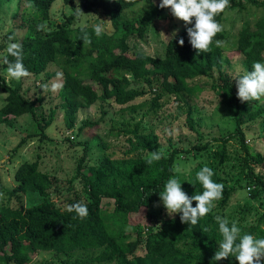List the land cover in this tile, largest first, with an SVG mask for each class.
<instances>
[{
  "label": "trees",
  "instance_id": "trees-1",
  "mask_svg": "<svg viewBox=\"0 0 264 264\" xmlns=\"http://www.w3.org/2000/svg\"><path fill=\"white\" fill-rule=\"evenodd\" d=\"M26 1L36 8L37 14L34 13L31 18L29 34L21 42L23 63L30 75L44 73L50 64L61 70L64 76L62 90L66 92L61 106L68 128L74 127L76 113L80 109L91 108L99 100L112 99L117 105L124 106L123 109L135 112L138 107L130 103L144 96L146 91L132 87L133 81L146 83L150 91L155 85L158 87L160 92L154 93L151 102V112L156 113L162 107V98L171 95L179 99L196 96L203 90L199 82L208 80L210 89L219 94L221 103L233 109L234 118V131L217 140V150L210 155L208 167L214 171L212 179L219 183L214 165L225 161L227 145L231 140L238 139L241 148L249 153L243 125L246 121L256 122L264 116V103L256 108L253 105L258 101L242 103L238 99L233 83L223 72L225 58L222 45L218 47L215 43L224 40L223 30L213 38L209 52L198 54L187 34V28L195 23L193 18V25H185L175 37L170 38L164 55L155 57L143 52L130 53L129 46L131 37L143 39L149 27L162 18L166 8L161 9L153 0H90L87 8L102 10L110 18L114 29V33L104 31L100 36L95 35L93 25L74 27L77 13L70 15L64 26L49 31H45L44 27L38 30V25H44L50 19V9L56 0ZM249 7H255L254 13H259V17L253 24L249 18L245 19L238 34L237 51L245 57L246 71L252 70L254 61L264 62V0H230L225 11L215 17L222 25L226 11L250 12ZM85 33L89 39L86 44L82 39ZM181 38L185 41L183 46L179 44ZM1 50L4 48L0 47ZM8 59L14 58L8 56ZM3 67L6 69L7 65L3 64ZM94 85L100 86L101 94ZM0 88L6 93L0 120L9 123L10 116L30 114L41 135L46 137L44 131L54 114L51 112L44 125L37 121L36 112L42 100L26 98L20 86L7 84L1 75ZM41 119L43 121L44 117ZM95 126L98 122L86 120L79 132ZM125 126L121 132L127 136L130 145L126 153L136 156L119 159L105 157L98 165L89 167L87 173L83 172L82 162L78 166L76 177L83 184L86 198L83 203L88 208V215L83 219L74 211H68L69 205L78 201L69 200L65 209L53 203L50 194L52 179L40 171L38 161L25 162L18 167L15 172L17 185L10 193H33L39 195L40 201L30 207L0 206V264H28L29 254L34 251L69 253L80 249L100 252L74 264H239L232 256L213 261L222 237L212 212L194 226L182 223L181 214L163 221L156 232L150 227L145 232L139 225L136 228L137 239L130 240L126 232L129 216L161 201L159 192L164 183L173 177L179 151L174 150L167 157L162 154L159 161L148 165V155L159 151L158 136L145 133L141 121L127 122ZM110 133L111 129L108 135ZM93 139L85 142L86 150L92 144L107 147L104 140ZM198 149L207 150L208 144ZM252 161L259 164L262 158L252 156ZM247 166L248 177L255 186L250 196L256 199L264 193V177L255 172L250 162ZM189 183V189L183 190L190 197L203 192L196 176ZM233 191V187L223 186L221 205L227 204ZM104 200L113 201V212L103 207ZM195 204L193 201V206ZM204 227L209 231L203 232ZM240 230L241 235L247 233L264 238V212L254 225ZM140 246L145 248L144 255L136 253Z\"/></svg>",
  "mask_w": 264,
  "mask_h": 264
},
{
  "label": "rangeland",
  "instance_id": "rangeland-1",
  "mask_svg": "<svg viewBox=\"0 0 264 264\" xmlns=\"http://www.w3.org/2000/svg\"><path fill=\"white\" fill-rule=\"evenodd\" d=\"M3 1L0 6V47L4 50L0 51V56L5 55L10 37L13 38L11 42L24 41L29 34L31 18L34 17V13L37 14L36 8L26 0H0V4ZM153 1L155 4L161 2ZM89 2L91 1L79 0L83 13L77 15L73 26H90L105 20L104 31L108 34L114 33L110 18L99 8L89 10L87 8ZM76 6V0H56L50 9V19L44 23V30L49 31L57 26L66 25L67 18L77 13ZM255 10V7H249L250 12L226 11L222 22L225 36L221 43L225 58L223 72L233 83L236 92L238 89L235 78L246 71L245 57L237 51L238 34L245 19L249 18L253 24L259 17V13H254ZM185 25L184 21L175 18L170 9L166 8L162 18L149 27L143 39L135 36L129 39L130 53L143 52L162 57L170 38L162 36L160 32L172 38V33L174 31L177 33ZM0 75L7 80V84L20 86L26 98L42 100L36 112L37 121H41L42 125L49 120L51 112L54 114L50 125L44 131L46 137L41 135L37 123L30 114L10 116L9 123L0 120V206L30 207L40 201L39 195L33 193H10L17 185L15 172L18 167L25 162L35 161L39 162L40 171L47 173L52 179L50 194L56 206L65 209L69 200L86 201L83 184L80 178L76 177L79 164L83 163V172L87 173L89 167L98 165L105 157L119 159L136 156L126 153L130 145L127 136L123 135L121 130L126 127L127 122L138 121L142 122L145 133H154L158 136L159 151L164 156H169L174 150L179 151L173 167V176L177 177L182 183V188L187 190L190 179L196 176L200 168L211 163L210 155L217 150L219 144L217 140L234 131L233 109L221 103L219 94L210 89L208 80L199 82L203 90L196 96H184L183 99H179L171 95L162 98L160 101L162 107L156 113L151 112V102L154 93L160 92L158 87L155 85L153 91H150L146 83L133 81L132 87L146 91L144 96L130 103L138 107L135 112L123 109L124 106L117 105L112 99L99 100L91 108L80 109L76 113L74 127L70 129L66 125L65 112L61 106L66 93L62 90L64 76L55 64H50L40 75H29L19 81L7 78L5 68L0 64ZM129 78L133 80L131 76ZM94 86L101 94L100 86ZM5 98L6 93L0 88V109L5 104ZM262 103L264 98L253 106L257 108ZM86 120L98 122V126L79 132V128ZM110 129L112 133L108 135ZM243 130L249 153L241 148L240 141L235 138L227 145L225 161L214 165L219 183L233 187L234 191L226 205H221L220 198L214 202L215 206L211 211L215 216L227 218L230 224L236 221L240 229L254 225L264 212V193L256 199L250 196L255 186L248 177L247 166L250 162L255 172L264 177V116L256 122L246 121ZM94 137L104 140L107 147L92 144L86 150L85 142L94 140ZM206 144L207 150L198 149ZM252 156L261 157V163L255 164ZM103 207L109 212L114 211V203L111 200H104ZM177 215L169 216L162 201H158L147 210L130 215L126 232L130 240H136L137 226L143 227L145 232L147 227L156 232L161 228L163 221ZM99 252L100 250L86 249L69 253L34 251L29 254L28 264H74ZM136 253L144 255L145 248L140 246Z\"/></svg>",
  "mask_w": 264,
  "mask_h": 264
},
{
  "label": "clouds",
  "instance_id": "clouds-1",
  "mask_svg": "<svg viewBox=\"0 0 264 264\" xmlns=\"http://www.w3.org/2000/svg\"><path fill=\"white\" fill-rule=\"evenodd\" d=\"M76 4L77 15H80L83 11L79 6V0H76ZM229 4L230 0H161L159 7L170 9L171 14L184 21L186 25H193V18H195L194 25L187 28V34L192 48L199 54L210 51L213 38L222 31V25L215 17L223 13ZM101 21V23L93 25L94 33L97 36H100L105 30L103 23L105 20ZM43 27L44 25H38V30ZM160 34L171 38L164 32H160ZM175 36L176 32L174 31L172 37ZM12 39V37L9 38L10 42L6 48L7 55L0 56V64L7 65L5 69L7 78L19 81L29 77L30 73L23 63L22 44L11 42ZM82 39L84 44L89 42L86 33ZM184 43L183 38L179 39L181 46ZM215 43L219 47L222 42L217 40ZM8 56L14 59L9 60ZM251 69L235 78L238 89L237 97L242 103L264 98V62L254 61ZM161 158L162 153L160 151H152L146 163L151 165ZM213 176L214 171L208 166L199 170L196 173V180L202 186L203 192L196 193L191 197L183 190L182 183L177 177H170L159 192V198L168 215L181 214L182 223H190L191 226H194L201 218L210 213L215 206L214 202L220 198L223 190V185L216 183L212 179ZM193 201L196 202L195 206H193ZM68 211H74L81 219L88 215L87 205L83 202L69 205ZM214 219L219 226V233L222 238L218 241V249L214 254L213 261L232 256L239 264H264V238H257L247 233L241 235V230L236 221H232L230 224L227 218L220 215L215 216ZM202 231L206 233L209 229L204 227Z\"/></svg>",
  "mask_w": 264,
  "mask_h": 264
}]
</instances>
